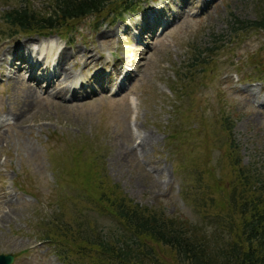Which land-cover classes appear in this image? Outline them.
Segmentation results:
<instances>
[{
  "label": "rangeland",
  "instance_id": "1",
  "mask_svg": "<svg viewBox=\"0 0 264 264\" xmlns=\"http://www.w3.org/2000/svg\"><path fill=\"white\" fill-rule=\"evenodd\" d=\"M260 1L144 0L118 20H81L68 40L4 37L6 11L27 2L48 12L52 0H0V256L63 264L61 248L41 238L57 216L110 238L122 233L83 185L97 156L127 199L197 224L203 192L220 202L232 187L222 119L234 127L239 162L263 174L264 76L255 63L264 62V32H229L234 17L257 18ZM212 35H223L221 51ZM200 55L212 59L204 71L191 67ZM54 68L72 77L51 82ZM213 180L221 191L208 192ZM156 250L177 264L171 250Z\"/></svg>",
  "mask_w": 264,
  "mask_h": 264
},
{
  "label": "trees",
  "instance_id": "2",
  "mask_svg": "<svg viewBox=\"0 0 264 264\" xmlns=\"http://www.w3.org/2000/svg\"><path fill=\"white\" fill-rule=\"evenodd\" d=\"M143 1L52 0L48 12L31 8L25 2L4 13L2 34L10 38L33 34L49 37L56 32L69 40L73 35L72 26L81 20L88 17L99 21L118 20L138 9ZM258 5L254 20L234 17L233 22H229L232 36L236 38L249 31L264 32V0ZM212 37L214 52L221 51L222 47L217 44L221 43L223 35ZM208 51L213 52V49ZM201 55L193 58L191 67L204 71L212 59H201ZM255 64L260 69L258 74L264 76V62ZM182 73L184 76L187 72ZM182 73L177 74V78L182 79ZM189 73L194 75V72ZM187 79L183 77V82ZM172 91L177 92L174 87ZM221 124L226 134L223 145L232 187L220 202L209 200L204 192L203 198L195 201L202 224L133 203L106 179L101 158L97 156L86 166L90 180L83 185L95 199L97 212L116 220L122 233L110 238L91 226L64 225L57 216L48 225V232L44 228L41 238L61 248L57 256L63 264H73L71 256L79 257L82 263L85 258L86 264H171L160 258L157 247L171 250L177 264H264V173L239 162L238 146L232 139L234 127L227 118L222 119ZM184 128L185 125L179 127L175 134L187 131ZM219 187V181L213 180L208 192L221 191Z\"/></svg>",
  "mask_w": 264,
  "mask_h": 264
},
{
  "label": "bare ground",
  "instance_id": "3",
  "mask_svg": "<svg viewBox=\"0 0 264 264\" xmlns=\"http://www.w3.org/2000/svg\"><path fill=\"white\" fill-rule=\"evenodd\" d=\"M187 1V0H186ZM159 14V13H158ZM161 15V14H160ZM159 15V16H160ZM151 19V18H150ZM157 20V19H156ZM25 47H24V49L23 50H26L27 51V49L26 48H28L29 46H27V44L26 45H24ZM18 50H16V52H17ZM31 51V50H30ZM65 51L63 50L61 53H59L58 54V57L57 58H59V56H60V54H63ZM41 53V50H40V48H38V50H37V56L39 55ZM9 54H10V52H9ZM8 55V54H7ZM64 55H66V53L64 54ZM64 55L62 56V60H63V58H64ZM93 59V58H92ZM92 62V61H91ZM25 64H26V62H25ZM39 64V63H38ZM37 66L38 65H36L35 67L37 68ZM39 67H41V65L39 66ZM93 67V66H92ZM25 69H27V68H25ZM60 75H59V78H57V76L55 75V68H54V71H53V73H52V75H51V82H58L60 85H62V84H65V83H67L68 82V80H70V78L72 77L71 75H70V73H69V71L67 72L65 69H60ZM31 72V74L33 75V72L34 71H30ZM106 73V72H105ZM104 74V73H103ZM98 75V74H97ZM105 75V74H104ZM127 77V76H126ZM103 78V77H102ZM51 82H49L48 83V86H50L51 85ZM30 91V90H29ZM149 138H147V140H148ZM144 143V142H143ZM147 143H148V141H147ZM147 143H145V144H143L142 146L143 147H145L146 145H148Z\"/></svg>",
  "mask_w": 264,
  "mask_h": 264
},
{
  "label": "water",
  "instance_id": "4",
  "mask_svg": "<svg viewBox=\"0 0 264 264\" xmlns=\"http://www.w3.org/2000/svg\"><path fill=\"white\" fill-rule=\"evenodd\" d=\"M14 259L13 255H2L0 256V264H12Z\"/></svg>",
  "mask_w": 264,
  "mask_h": 264
}]
</instances>
